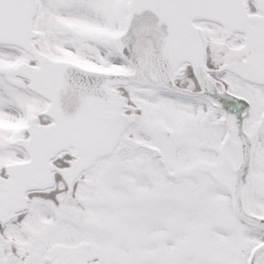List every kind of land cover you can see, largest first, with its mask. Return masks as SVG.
I'll use <instances>...</instances> for the list:
<instances>
[{"label":"snow or ice","instance_id":"obj_1","mask_svg":"<svg viewBox=\"0 0 264 264\" xmlns=\"http://www.w3.org/2000/svg\"><path fill=\"white\" fill-rule=\"evenodd\" d=\"M0 264H264V0H0Z\"/></svg>","mask_w":264,"mask_h":264}]
</instances>
